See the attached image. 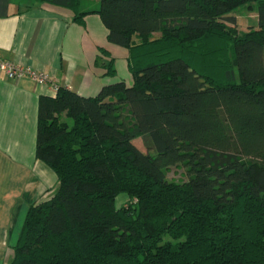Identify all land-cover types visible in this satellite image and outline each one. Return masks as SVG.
Instances as JSON below:
<instances>
[{
    "label": "trees",
    "instance_id": "trees-1",
    "mask_svg": "<svg viewBox=\"0 0 264 264\" xmlns=\"http://www.w3.org/2000/svg\"><path fill=\"white\" fill-rule=\"evenodd\" d=\"M95 1L132 82L40 95L35 156L57 187L0 264H264V0Z\"/></svg>",
    "mask_w": 264,
    "mask_h": 264
},
{
    "label": "crops",
    "instance_id": "crops-1",
    "mask_svg": "<svg viewBox=\"0 0 264 264\" xmlns=\"http://www.w3.org/2000/svg\"><path fill=\"white\" fill-rule=\"evenodd\" d=\"M84 22L74 12L40 0H0V60L47 74V82L29 75L10 79L0 70V263L13 256V246L32 204L51 196L57 187L53 170L35 156L38 101L54 96L60 86L93 96L102 86L132 82L128 50L107 39L96 12ZM112 61L114 75L104 63Z\"/></svg>",
    "mask_w": 264,
    "mask_h": 264
},
{
    "label": "rangeland",
    "instance_id": "rangeland-1",
    "mask_svg": "<svg viewBox=\"0 0 264 264\" xmlns=\"http://www.w3.org/2000/svg\"><path fill=\"white\" fill-rule=\"evenodd\" d=\"M93 1L95 0H82L79 9L81 8H88L91 7ZM256 25V14L254 12H247V11H242L239 13L236 21V27L239 30H245L249 27H254ZM136 146L140 148L142 151H145V147L142 144L141 138H138L134 141ZM166 175L169 179L174 180V181H182L185 179V173L182 168L179 167H172L169 168L166 172ZM126 195L119 194L116 198V205L120 206V204H124L126 201ZM8 262V261H7Z\"/></svg>",
    "mask_w": 264,
    "mask_h": 264
},
{
    "label": "built area",
    "instance_id": "built-area-1",
    "mask_svg": "<svg viewBox=\"0 0 264 264\" xmlns=\"http://www.w3.org/2000/svg\"><path fill=\"white\" fill-rule=\"evenodd\" d=\"M0 70H2L5 73V75L10 79L19 78L24 75H29L37 79L39 82L48 81L47 74L43 72H35L29 68L19 67L6 60H0Z\"/></svg>",
    "mask_w": 264,
    "mask_h": 264
}]
</instances>
